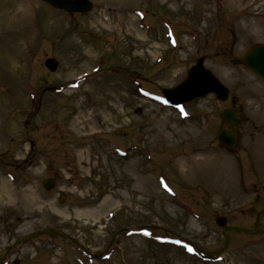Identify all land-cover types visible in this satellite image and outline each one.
Returning <instances> with one entry per match:
<instances>
[{
  "label": "rangeland",
  "instance_id": "1",
  "mask_svg": "<svg viewBox=\"0 0 264 264\" xmlns=\"http://www.w3.org/2000/svg\"><path fill=\"white\" fill-rule=\"evenodd\" d=\"M88 1L91 12L68 15L0 0V261L264 264V80L230 64L264 45V0ZM200 58L226 102L192 101L180 118L141 96L175 88ZM226 108L242 116L232 153L216 142Z\"/></svg>",
  "mask_w": 264,
  "mask_h": 264
},
{
  "label": "water",
  "instance_id": "2",
  "mask_svg": "<svg viewBox=\"0 0 264 264\" xmlns=\"http://www.w3.org/2000/svg\"><path fill=\"white\" fill-rule=\"evenodd\" d=\"M44 1L51 6L68 13H84L90 9V5L85 0ZM232 63L237 64L236 61H233ZM243 65L264 78V46H254L244 58ZM45 66L49 71L54 72L57 63L54 60H47ZM209 93H214L220 101H225L227 99V90L203 68L202 59H200L196 66L189 71L188 77L180 86L173 90L163 92L167 100L173 104L189 102ZM222 116L224 120L230 124L232 132H221L218 140L228 149H232L237 139V123L239 119L229 110H225L222 113ZM43 186L46 190H50L53 187V183L49 180L45 182ZM217 225L223 227L224 219H218Z\"/></svg>",
  "mask_w": 264,
  "mask_h": 264
},
{
  "label": "bare ground",
  "instance_id": "3",
  "mask_svg": "<svg viewBox=\"0 0 264 264\" xmlns=\"http://www.w3.org/2000/svg\"><path fill=\"white\" fill-rule=\"evenodd\" d=\"M79 88V87H78Z\"/></svg>",
  "mask_w": 264,
  "mask_h": 264
}]
</instances>
